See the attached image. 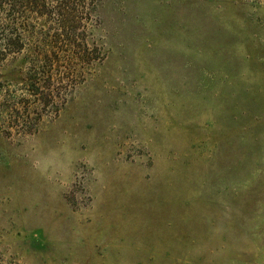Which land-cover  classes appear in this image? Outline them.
<instances>
[{
  "label": "rangeland",
  "instance_id": "1",
  "mask_svg": "<svg viewBox=\"0 0 264 264\" xmlns=\"http://www.w3.org/2000/svg\"><path fill=\"white\" fill-rule=\"evenodd\" d=\"M0 264H264V0H0Z\"/></svg>",
  "mask_w": 264,
  "mask_h": 264
},
{
  "label": "clouds",
  "instance_id": "2",
  "mask_svg": "<svg viewBox=\"0 0 264 264\" xmlns=\"http://www.w3.org/2000/svg\"><path fill=\"white\" fill-rule=\"evenodd\" d=\"M34 168H36V172L45 180H47L49 183L52 184V186L57 191H67L69 192L71 190V185L73 183L72 180L66 175L61 174V176L57 177L55 175L57 169L53 168V171L51 173L48 172V164H44L42 166L37 167L36 165H33ZM89 167H92V164H89ZM98 178H102L101 174L97 170V172L93 173Z\"/></svg>",
  "mask_w": 264,
  "mask_h": 264
}]
</instances>
